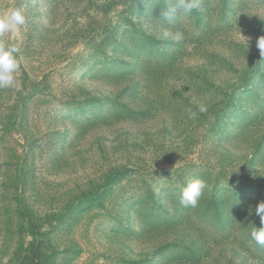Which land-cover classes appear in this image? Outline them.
Segmentation results:
<instances>
[{
  "label": "rangeland",
  "instance_id": "1",
  "mask_svg": "<svg viewBox=\"0 0 264 264\" xmlns=\"http://www.w3.org/2000/svg\"><path fill=\"white\" fill-rule=\"evenodd\" d=\"M175 2L0 0L26 17L0 37L20 50L0 88V264L31 241L47 264H264V0L163 20Z\"/></svg>",
  "mask_w": 264,
  "mask_h": 264
},
{
  "label": "clouds",
  "instance_id": "2",
  "mask_svg": "<svg viewBox=\"0 0 264 264\" xmlns=\"http://www.w3.org/2000/svg\"><path fill=\"white\" fill-rule=\"evenodd\" d=\"M199 7V0H176L173 6L161 13V16L163 20L171 21L173 15L178 11L187 15ZM25 24L26 17L20 8H11L5 11L0 15V37L6 33H11L14 36L19 35L20 28ZM160 38L164 40L171 38L179 42L184 39V33L179 30L173 33L168 28H162ZM256 47L259 49L260 57L264 58V36H260L257 39ZM19 51V48L15 44L5 46L3 42H0V88L14 86V73L19 68L16 54ZM198 111L203 113L207 111V108L201 104L198 106ZM195 116V112H189V118H195ZM205 188V182L200 179L189 181L186 186L181 189L180 203L184 206L190 205L195 207ZM254 211L255 214L261 217V222L264 223V202L258 203ZM251 237L256 244L264 247V227L255 228L251 232Z\"/></svg>",
  "mask_w": 264,
  "mask_h": 264
},
{
  "label": "trees",
  "instance_id": "3",
  "mask_svg": "<svg viewBox=\"0 0 264 264\" xmlns=\"http://www.w3.org/2000/svg\"><path fill=\"white\" fill-rule=\"evenodd\" d=\"M33 234H30L29 237L32 238ZM44 244L38 243L35 245V242L31 241L27 244L26 248L23 250L22 244L18 246L17 254L14 255V260L17 264H47V258H45L43 252ZM23 253L20 255V253Z\"/></svg>",
  "mask_w": 264,
  "mask_h": 264
}]
</instances>
